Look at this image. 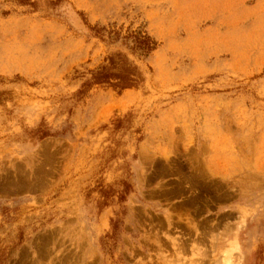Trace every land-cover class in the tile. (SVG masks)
Instances as JSON below:
<instances>
[{
    "label": "rangeland",
    "instance_id": "374dc122",
    "mask_svg": "<svg viewBox=\"0 0 264 264\" xmlns=\"http://www.w3.org/2000/svg\"><path fill=\"white\" fill-rule=\"evenodd\" d=\"M0 264H264V0H0Z\"/></svg>",
    "mask_w": 264,
    "mask_h": 264
},
{
    "label": "trees",
    "instance_id": "16d2710c",
    "mask_svg": "<svg viewBox=\"0 0 264 264\" xmlns=\"http://www.w3.org/2000/svg\"><path fill=\"white\" fill-rule=\"evenodd\" d=\"M122 44L139 57L146 56L154 49V41L143 31L134 30L122 37ZM106 64L91 71L90 77L81 83L83 89L92 85H102L120 92L136 88L142 83V75L137 67L123 54L116 52L106 57ZM81 92L78 90V93Z\"/></svg>",
    "mask_w": 264,
    "mask_h": 264
}]
</instances>
